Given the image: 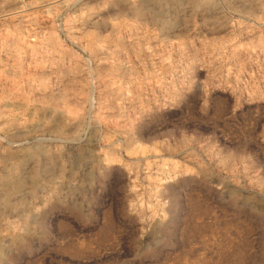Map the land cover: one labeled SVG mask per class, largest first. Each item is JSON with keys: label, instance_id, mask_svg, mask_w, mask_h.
I'll list each match as a JSON object with an SVG mask.
<instances>
[{"label": "rangeland", "instance_id": "374dc122", "mask_svg": "<svg viewBox=\"0 0 264 264\" xmlns=\"http://www.w3.org/2000/svg\"><path fill=\"white\" fill-rule=\"evenodd\" d=\"M0 264H264V0H0Z\"/></svg>", "mask_w": 264, "mask_h": 264}]
</instances>
